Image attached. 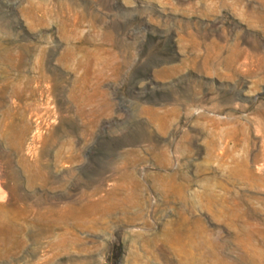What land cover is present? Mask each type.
<instances>
[{"label":"rangeland","instance_id":"rangeland-1","mask_svg":"<svg viewBox=\"0 0 264 264\" xmlns=\"http://www.w3.org/2000/svg\"><path fill=\"white\" fill-rule=\"evenodd\" d=\"M262 15L0 0V264H264Z\"/></svg>","mask_w":264,"mask_h":264},{"label":"bare ground","instance_id":"bare-ground-1","mask_svg":"<svg viewBox=\"0 0 264 264\" xmlns=\"http://www.w3.org/2000/svg\"><path fill=\"white\" fill-rule=\"evenodd\" d=\"M259 18H261V17L259 16ZM263 18H264V16L262 15V18L261 19H263ZM0 174H1V168H0ZM1 193H3V190H2L1 179H0V194Z\"/></svg>","mask_w":264,"mask_h":264}]
</instances>
